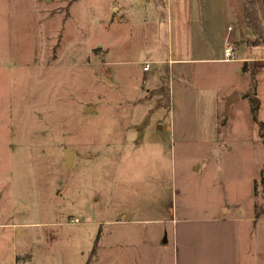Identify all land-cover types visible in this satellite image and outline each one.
<instances>
[{"label": "rangeland", "instance_id": "obj_1", "mask_svg": "<svg viewBox=\"0 0 264 264\" xmlns=\"http://www.w3.org/2000/svg\"><path fill=\"white\" fill-rule=\"evenodd\" d=\"M154 1L0 0V264H177L172 219L217 214L239 225L243 264H264V39L249 44L242 0H226L249 68L194 75L219 91L217 133L197 96L179 137L166 67L143 87L136 61L168 41Z\"/></svg>", "mask_w": 264, "mask_h": 264}, {"label": "crops", "instance_id": "obj_2", "mask_svg": "<svg viewBox=\"0 0 264 264\" xmlns=\"http://www.w3.org/2000/svg\"><path fill=\"white\" fill-rule=\"evenodd\" d=\"M197 2L199 10L195 14L196 3L194 0H155L154 4L157 10L161 7L165 9L164 17L166 18L168 41L163 46L156 42L154 45H149L146 50H149V53L140 60L136 59L144 66L143 87L160 80L164 67H166L172 96L171 123L175 130L178 129L176 132L179 137L188 133L184 130L186 121L195 120L192 104L196 103L197 96H201L204 103L206 97L209 101V104L206 105L209 115L205 117L199 114L198 120L201 116L202 119L206 118V122L202 126H208L217 133L220 112L219 91L214 87H199L195 84L193 76L203 71L208 72L209 69L217 65H225L224 67L233 69L237 61L242 63L251 60L247 56L240 58L239 53L235 51L236 60L223 61L226 44L230 43L233 46V43L240 40L243 33L242 31L237 33L236 28L231 24L223 26L226 20L229 21L226 1L197 0ZM114 9L120 11L117 5ZM146 64L150 65L149 71L144 70ZM236 66V73L240 72L238 64ZM151 71L152 77L150 78ZM259 99L261 108V98ZM199 106L202 105L199 103ZM188 110L192 112L189 117ZM193 131L196 133L191 137L197 138L200 131ZM127 216L125 221H129L133 214ZM172 220L174 242L177 249L181 246L182 251L177 264H243L237 246L240 240L239 225L232 219L229 220L226 216L217 214L200 220L186 218L184 221ZM241 221L247 220L241 219ZM247 233L254 236L253 230H248ZM241 237V240H244L243 235ZM99 247L100 243L95 255ZM249 254L251 255V249L247 247L245 251L243 250V256L248 257ZM30 261L31 259L24 262ZM91 261H93L92 258Z\"/></svg>", "mask_w": 264, "mask_h": 264}, {"label": "trees", "instance_id": "obj_3", "mask_svg": "<svg viewBox=\"0 0 264 264\" xmlns=\"http://www.w3.org/2000/svg\"><path fill=\"white\" fill-rule=\"evenodd\" d=\"M226 1V0H225ZM228 1V0H227ZM242 23L250 30L251 32V39H248V42L251 46H257V44L262 43L264 39V0H242ZM243 56V55H242ZM240 56V58H242ZM247 61L243 62L244 70L249 68ZM249 70V69H248ZM251 74L254 77V72L251 71ZM245 98L249 99L250 102V109L253 115V118L257 121V114L259 113L260 108V99L258 97L252 98L251 94L245 93ZM258 124L260 126H264V123L259 121ZM262 136V134H261ZM100 238L97 235L93 248H92V257L99 246ZM90 260L87 264H90Z\"/></svg>", "mask_w": 264, "mask_h": 264}, {"label": "water", "instance_id": "obj_4", "mask_svg": "<svg viewBox=\"0 0 264 264\" xmlns=\"http://www.w3.org/2000/svg\"><path fill=\"white\" fill-rule=\"evenodd\" d=\"M47 1H50V0H47ZM239 99H240V95L237 92H233V93H231V95H229L227 97L225 104H224V110H225L224 115H225V117L228 116L229 108H230L231 104L238 101ZM64 157H65V160L67 161L69 166H71L74 163V161H73L74 152L73 151L65 149Z\"/></svg>", "mask_w": 264, "mask_h": 264}, {"label": "built area", "instance_id": "obj_5", "mask_svg": "<svg viewBox=\"0 0 264 264\" xmlns=\"http://www.w3.org/2000/svg\"><path fill=\"white\" fill-rule=\"evenodd\" d=\"M224 57H223V61H234L236 60V53L234 48L232 47V45L230 43L226 44V46L224 47ZM150 69V65L146 64L144 70L145 71H149ZM78 220V219H76Z\"/></svg>", "mask_w": 264, "mask_h": 264}]
</instances>
